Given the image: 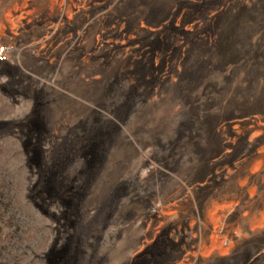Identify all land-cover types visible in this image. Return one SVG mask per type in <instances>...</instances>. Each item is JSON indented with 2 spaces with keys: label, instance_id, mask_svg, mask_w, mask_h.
<instances>
[{
  "label": "rangeland",
  "instance_id": "obj_1",
  "mask_svg": "<svg viewBox=\"0 0 264 264\" xmlns=\"http://www.w3.org/2000/svg\"><path fill=\"white\" fill-rule=\"evenodd\" d=\"M262 120L264 0H0V264H264Z\"/></svg>",
  "mask_w": 264,
  "mask_h": 264
},
{
  "label": "bare ground",
  "instance_id": "obj_2",
  "mask_svg": "<svg viewBox=\"0 0 264 264\" xmlns=\"http://www.w3.org/2000/svg\"><path fill=\"white\" fill-rule=\"evenodd\" d=\"M157 30V29H156ZM259 121V120H258ZM264 121V120H262ZM232 124H235V125H244V126H249V129L250 130H253L254 128H258V124L255 120H244V121H234ZM261 126V125H260Z\"/></svg>",
  "mask_w": 264,
  "mask_h": 264
}]
</instances>
